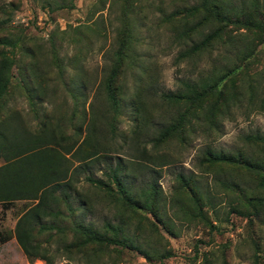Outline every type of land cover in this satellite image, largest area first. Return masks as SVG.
Instances as JSON below:
<instances>
[{"label":"rangeland","instance_id":"rangeland-1","mask_svg":"<svg viewBox=\"0 0 264 264\" xmlns=\"http://www.w3.org/2000/svg\"><path fill=\"white\" fill-rule=\"evenodd\" d=\"M45 1L50 2L53 10L43 4ZM58 1L61 0H0V26H21L19 23L13 24L12 18L26 9L34 16V23L26 25L21 42L23 49L16 50L15 54L21 53L19 57L22 55L24 59L26 72L30 67L35 68L32 69L35 74L29 75L30 87L40 91V98H32L34 105H31L17 86L6 100V106L18 112L29 131L35 129L44 116L50 123L58 124L65 133H71L82 121L76 113L72 120V99L65 92L64 85L77 87L80 94L79 112H85L80 125L82 133L90 100L91 107H96L105 117L112 112L101 93L99 81L112 60L123 0H73L71 6L63 7L55 4ZM248 1L224 0V3L226 7H247ZM198 2L133 0L129 7L134 47L132 53L136 54V64L124 65L118 75L120 104L116 112L114 135L105 139L109 149L104 157L90 163L87 170L79 175L77 186L81 198L73 192L72 195L76 197L69 198V201L75 207L85 200L82 196H86L90 203L89 208L73 212L72 216L76 219L90 222L96 227L104 220H115L114 209L100 201L101 193L93 192L85 175L104 177L103 171L113 166L118 156L126 161L131 159L130 155L135 151L130 142L134 125L131 94L140 86L147 120L138 140L144 142L156 162L151 158L142 159L144 166L140 169L131 168L129 164L127 175L131 178L128 184L136 192L146 182L155 180L161 189L162 221L156 222L161 234L150 233L144 225L136 243L148 251L153 247L160 249L165 246L170 254L161 258H145L138 250L124 247L115 264H203L205 257L208 264H264V209L258 215H251L250 220L230 209L232 198H238L240 189L258 192L248 167L220 164L204 171L198 166V159L206 147L223 152L243 151L248 155H258L264 149V138L262 142L257 138L264 135V37L254 38V43L247 50L244 44L250 39L251 31L228 24L222 34L224 37L225 33H232L234 39L230 42L217 40L204 51L179 56L178 52L191 41L199 39L208 25L201 24L189 37L179 38L175 29L177 19L169 22L164 16L178 10L174 13V18H178L187 12V7ZM9 13L12 15L4 22ZM45 18L48 24L39 26ZM187 19L192 23L200 21L198 16L191 13ZM57 26L61 30L54 31L52 41L45 38ZM26 50L31 54L25 53ZM55 62L63 65L64 85ZM228 67H233L234 72L224 80L220 99H217L224 101L225 106L215 118L216 125H209L200 114L185 131L184 140L171 139L159 146H151L150 137L170 120L177 109L162 100L160 93L180 90L186 80L221 73ZM12 73L15 75L14 67ZM82 99L84 102H81ZM250 134L256 136L247 140L246 136ZM123 137H126L124 141ZM160 160L161 164L158 163ZM178 173L194 177L199 189L209 195L212 207L206 205L203 209L212 223L218 225L217 230H208L196 220H186L176 210L177 201L172 191ZM221 179L234 184L229 188L222 187L219 184ZM31 203V200H13L4 208L0 205V233L5 237L0 241V264H43V260L38 258L28 261L13 237L16 217ZM238 208L241 209L240 206ZM140 210L147 213L144 209ZM56 246L60 245H48L51 264H92L84 262L75 253L66 258Z\"/></svg>","mask_w":264,"mask_h":264},{"label":"trees","instance_id":"trees-1","mask_svg":"<svg viewBox=\"0 0 264 264\" xmlns=\"http://www.w3.org/2000/svg\"><path fill=\"white\" fill-rule=\"evenodd\" d=\"M132 1L123 0L112 60L105 75L99 81L101 93L112 112L105 117L103 112L96 107H91L92 100H90L88 118L85 120L82 133L80 125L84 121L85 112H79L78 88H68L64 85L63 65L57 62H55L57 71L65 92L72 99V120L76 113L82 121L71 133H65L58 124L50 123L44 116L38 126L29 131L21 121L18 112L7 108L6 100L15 87L18 86L24 92L31 105H34L32 98H40V91L30 87L29 75L34 73L32 69L35 68L30 67L29 72H26L24 59L22 55L21 58L19 57L21 53L15 54L16 50L23 49L21 42L27 27L0 26V159L2 160L0 205L4 208L13 200L32 201L16 217L13 225V237L28 261L38 258L43 260V264H51L47 253L48 245L51 243L60 245L56 246V249H60L61 254L66 258H70L75 253L84 262L92 264H115L124 247L138 250L145 258L150 256L161 258L170 254L168 247L165 246L160 249L153 247L151 251H148L136 243V238L142 234L144 225L150 233L161 234L156 222L162 221L161 189L156 185L155 180L146 182L136 192L128 184L131 176L127 175V169L130 167L140 169L144 166L141 163L142 159L154 158L146 149L144 142L138 140L139 132L147 120V112L141 101V98L144 99L143 90L140 86L136 87L131 94L134 125L131 128L130 142L131 148L135 150L130 155L131 159L126 161L118 156L114 165L103 171L104 177L85 175L93 192L101 193L100 196L98 194L100 201L114 209L115 220H104L96 227L90 222L76 219L72 216L73 212L89 208L90 203L87 202L86 196H82L85 200L75 207L69 201L71 197L81 198L77 186L79 175L87 170L90 163L105 156V152L109 149L105 139L114 135L116 112L120 104L118 75L124 65L136 64V54L132 53L134 47L129 17ZM248 2L247 7L241 5L226 7L224 0H199L198 3L187 7V12L179 15L178 18H174V13L178 10L165 15V19L169 22L177 19L175 29H177L176 36L179 38L189 37L201 24L208 25L200 38L191 41L178 52V55L184 57L204 51L217 40L230 42L234 39L232 33H225L224 37L222 34L228 24L251 31L250 39H247L244 44L249 50L254 43V38L264 37V0ZM43 4H47L50 10L54 8L48 1ZM55 4L58 7L71 6L73 0H61ZM10 13L4 22L9 20L12 15ZM189 13L198 16L200 21L194 23L188 21ZM60 30L57 26L45 38L52 41L54 31ZM25 53L31 54L29 50ZM12 67L15 68V75L12 73ZM233 72L234 68L228 67L221 73L201 76L197 80H186L182 83L183 87L180 90L160 93L162 100L177 109L170 120L150 137L151 146H159L171 139L184 140L185 131L200 114L209 125L215 126V118L225 106L224 101L217 99H220L219 94L224 80ZM208 97L210 99H207ZM81 102H84L83 99ZM255 136L250 134L246 137L247 140H251ZM125 138L123 137V141ZM257 138L262 142L264 135H258ZM153 160L156 162L155 159ZM198 160V166L204 171L211 170L212 165L220 164L231 166L242 164L248 167L258 192L240 189L237 193L238 198L236 196L232 198L230 209L244 215L248 220L251 215L262 212L264 209V149H261L258 155H248L243 151L223 152L206 147ZM158 163L161 164V160ZM129 164H131L130 167ZM175 180L176 185L173 187L172 195L177 201L176 210L181 216L186 220L202 223L208 230H217L218 225L212 223L203 209L206 205L212 207L209 195L199 189L195 178L178 173ZM219 184L229 188L234 183L221 179ZM73 192L76 196L72 195ZM140 209H144L153 218ZM4 238L0 233V241ZM207 262L208 259L205 257L203 264H208Z\"/></svg>","mask_w":264,"mask_h":264},{"label":"built area","instance_id":"built-area-1","mask_svg":"<svg viewBox=\"0 0 264 264\" xmlns=\"http://www.w3.org/2000/svg\"><path fill=\"white\" fill-rule=\"evenodd\" d=\"M33 17L34 16H32L31 11L29 9H26L23 13L20 12V13L14 14L12 18L13 19L12 23L13 24L19 23L21 26H26L28 25L29 22L34 23L33 20L35 19H33ZM38 19L40 20V17H38ZM45 20L46 18L41 21V24H39V26H42L43 23L48 24V22H45ZM35 22L39 23V21H35Z\"/></svg>","mask_w":264,"mask_h":264}]
</instances>
